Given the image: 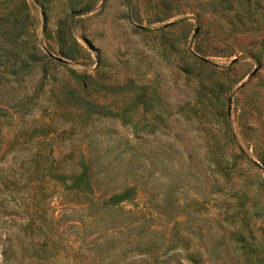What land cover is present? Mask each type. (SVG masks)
<instances>
[{
  "label": "rangeland",
  "instance_id": "obj_1",
  "mask_svg": "<svg viewBox=\"0 0 264 264\" xmlns=\"http://www.w3.org/2000/svg\"><path fill=\"white\" fill-rule=\"evenodd\" d=\"M227 1L27 0L81 49L0 77V264H264V0Z\"/></svg>",
  "mask_w": 264,
  "mask_h": 264
},
{
  "label": "trees",
  "instance_id": "obj_2",
  "mask_svg": "<svg viewBox=\"0 0 264 264\" xmlns=\"http://www.w3.org/2000/svg\"><path fill=\"white\" fill-rule=\"evenodd\" d=\"M96 1L97 0H69V9L67 12H85L91 9ZM231 1L234 2V6H240V13H242L241 16L243 18H249V13L251 11L249 8V0H230L227 2L231 3ZM36 2L39 5L45 26L47 21V0H36ZM79 2H81L79 9H74L75 5ZM142 28L149 27L143 26ZM49 38H52V44L42 43L40 39L37 38L36 33L32 28V19L27 0H0V64H3L0 68V77L17 76L31 62L38 60L39 56L42 54L44 55V53L48 54L49 58H57L59 56L72 58L74 53L77 54L81 49V46L73 35L72 26L69 20L61 22V24L56 26L53 34L49 35ZM49 48L51 49L49 50ZM260 49H263V45L260 46ZM74 76L79 80L82 79L76 72L74 73ZM216 82L217 80L212 78V81L210 82V92H213L215 89L217 91L219 90L218 86L216 88L214 86ZM219 82L222 84V81ZM77 96L78 95L74 94L73 99L77 98ZM149 117L150 118L147 121L148 125L150 127L154 126L157 119L156 114L152 113ZM81 164L82 170L80 173L86 175L89 184H94L93 181L89 179L90 176H88L89 164L87 162ZM93 186L94 188H97L96 185ZM111 196H113V194L102 199L101 202H105L109 199L113 200V197ZM116 196H119V198L122 197L121 194H117ZM34 250L36 249L32 247L30 253L32 254Z\"/></svg>",
  "mask_w": 264,
  "mask_h": 264
}]
</instances>
